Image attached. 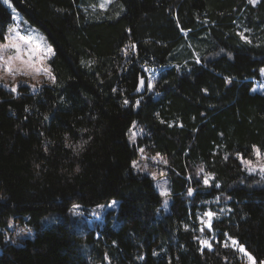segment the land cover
<instances>
[{"label": "trees", "instance_id": "obj_1", "mask_svg": "<svg viewBox=\"0 0 264 264\" xmlns=\"http://www.w3.org/2000/svg\"><path fill=\"white\" fill-rule=\"evenodd\" d=\"M10 1L52 46L53 80L0 85V264H92L79 241L106 253L102 264H238L228 239L264 259V171L241 164L257 151L264 169V0ZM11 23L0 1V41ZM146 68L152 88L134 94ZM139 149L166 162L159 217L161 194L132 166ZM111 200L97 239L41 225ZM10 219L32 236L6 240Z\"/></svg>", "mask_w": 264, "mask_h": 264}, {"label": "rangeland", "instance_id": "obj_2", "mask_svg": "<svg viewBox=\"0 0 264 264\" xmlns=\"http://www.w3.org/2000/svg\"><path fill=\"white\" fill-rule=\"evenodd\" d=\"M12 14V23L5 35L4 41H0V85L5 89L16 93L21 87H27L34 91L39 89L44 83L53 80L49 69V64L53 56V48L46 39L44 33L35 25L29 23L14 8L11 1L0 0ZM114 0H97L98 8L106 7ZM259 0L250 2L257 4ZM103 5V7H101ZM145 76L144 86L147 85L148 90L152 88L153 81L157 76V69H144ZM15 88V91L12 89ZM254 90H264V82L262 80L255 83ZM140 135V130L136 125H132L129 133L130 142L136 143V139ZM242 167L249 174H262L263 158L257 151L254 153L253 159L242 160ZM133 169L139 173L148 175L154 182L158 192L161 194L162 204L157 216L166 214L170 208V184L165 173L166 162L159 156H150L138 150L137 158L132 162ZM1 199V195H0ZM118 201L111 200L107 204H100L94 207H83L81 205H73L65 214L62 212H51L41 219L42 226H50L60 223L68 227L78 236H85L86 229L92 232L93 238H99L105 216L111 212L113 218L117 212ZM202 213L199 216L201 229H209L214 214L208 215ZM119 225V220H114L113 227ZM5 237L9 242L19 245L20 241L32 236L31 231L26 227L24 222L14 221L10 219L5 229ZM200 243L204 246H211L210 239L200 237ZM212 239H215L214 237ZM230 245L238 249L243 261L238 264H264V259L257 261L248 253L241 245L228 239ZM80 251L92 264H102L99 257L108 260L107 254H103L96 250V245L87 241H79ZM98 248V247H97Z\"/></svg>", "mask_w": 264, "mask_h": 264}, {"label": "water", "instance_id": "obj_3", "mask_svg": "<svg viewBox=\"0 0 264 264\" xmlns=\"http://www.w3.org/2000/svg\"><path fill=\"white\" fill-rule=\"evenodd\" d=\"M133 93L134 94H138V95H142V94L145 93V86H144V78L143 77H141L139 79V82L137 84V87H136V89L134 90Z\"/></svg>", "mask_w": 264, "mask_h": 264}, {"label": "snow or ice", "instance_id": "obj_4", "mask_svg": "<svg viewBox=\"0 0 264 264\" xmlns=\"http://www.w3.org/2000/svg\"><path fill=\"white\" fill-rule=\"evenodd\" d=\"M8 0H5V3H7ZM250 2H255V0H250ZM101 7H103V5H101ZM13 91H15V88L12 89ZM143 151V150H141ZM262 171H264V169H262ZM209 216H211L212 214L211 213H208Z\"/></svg>", "mask_w": 264, "mask_h": 264}]
</instances>
